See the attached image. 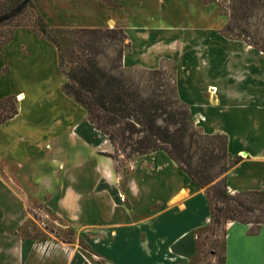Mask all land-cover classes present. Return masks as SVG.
<instances>
[{
	"label": "crops",
	"instance_id": "obj_1",
	"mask_svg": "<svg viewBox=\"0 0 264 264\" xmlns=\"http://www.w3.org/2000/svg\"><path fill=\"white\" fill-rule=\"evenodd\" d=\"M108 23L112 25L114 21L111 19ZM164 29L167 28H158L160 34L155 36L140 32V41L135 48H132L129 31L125 29L131 49L124 53L123 66L162 67L163 54L152 52L154 49H163L175 61L180 59L181 62L187 41L199 42L191 36ZM27 36L35 40V48L27 44ZM159 41L164 43L153 45ZM237 44L242 53H246L243 58L231 61L224 74L206 73L204 80L192 87L198 96L190 104L198 106L195 113L205 124L208 119L203 108L224 98L230 105L253 103L264 108V70L253 74L250 68L255 56L264 58V52L255 47L250 49V44L243 41ZM191 49L197 55L201 53L197 48ZM135 50L141 55L139 60H133ZM41 53L53 55L54 74L56 76L58 70L64 79L57 66L56 48L31 29H19L0 49V80H3L0 81V101L15 97L17 103V113L0 123V264H25L20 227L26 221L31 205L52 210L77 231L75 234L86 246L81 256L88 264L197 262L193 254L175 253L171 246L186 233L212 222L205 189L197 186L162 150L130 158L128 174L121 184L115 161L101 153L112 152L111 145L103 142L93 146L76 133V126L87 114L83 107L57 89V76L54 97L61 98L64 106L76 110L73 115L69 111L74 118L66 133L58 131L62 110L53 109L52 99L46 101L40 98V91L29 92L24 88L22 76L34 67L30 61ZM14 70L18 73L9 77ZM213 85L218 88L217 100L210 103L204 90ZM178 92L180 94L179 88ZM203 115L205 120H202ZM221 133L227 137L226 133ZM66 137L68 141H65ZM255 142L238 151L244 159H251L258 165L251 166L255 169L239 167L227 172L229 190L254 186L264 190V143L257 139ZM105 144L109 150L100 149ZM101 181L115 190L119 201H115L107 188L97 189ZM249 228V224L238 221L226 224L224 264H264V227L253 234L249 233ZM71 261L68 258L65 264Z\"/></svg>",
	"mask_w": 264,
	"mask_h": 264
},
{
	"label": "trees",
	"instance_id": "obj_2",
	"mask_svg": "<svg viewBox=\"0 0 264 264\" xmlns=\"http://www.w3.org/2000/svg\"><path fill=\"white\" fill-rule=\"evenodd\" d=\"M225 9L229 20L224 35L242 38L264 52V21H259L264 17V0H229ZM27 15H32L28 21ZM253 17L258 21L251 22ZM5 24L13 28L0 41V49L20 28L31 29L54 45L58 69L65 76L61 90L87 114L75 128L86 142L93 146L108 142L112 152L101 153L113 158L166 152L197 186L205 189L213 225L222 227L223 243L228 221L249 224L250 234L264 225V190H228L226 173L239 160L228 151L226 135L204 133L193 127L188 108L178 98L175 85L164 80L160 68L147 69L152 76L143 87L123 72V56L130 47L124 28L50 27L36 11L33 0H0V25ZM252 24L256 25L253 30ZM9 102L0 123L17 113L12 97L1 100L0 107L5 108ZM102 188L119 201L115 190L104 181L97 185V189ZM258 205L263 209H256ZM256 210L261 213L254 215ZM21 236L24 259L27 244L32 241ZM196 244L195 233L190 231L171 248L191 256ZM224 259L222 253L218 264H224ZM70 264L88 263L76 253Z\"/></svg>",
	"mask_w": 264,
	"mask_h": 264
},
{
	"label": "rangeland",
	"instance_id": "obj_3",
	"mask_svg": "<svg viewBox=\"0 0 264 264\" xmlns=\"http://www.w3.org/2000/svg\"><path fill=\"white\" fill-rule=\"evenodd\" d=\"M228 1L97 0L92 2L91 0H33V3L36 11L50 27L70 28L75 27L72 25H76L78 27L104 28L120 26L124 30L128 29L132 48L138 46L140 32L155 36L160 34L158 28L161 27L167 28L168 30H164L168 32L191 36L195 40H199V42L187 41L183 55L180 53L181 62L180 59L179 62L175 61L163 49L151 51H160L163 54L164 60L160 69L163 71L164 80H168L175 85L178 98L188 108L189 119L192 121L193 127L204 133L224 132L227 134L228 150L232 156L237 157L239 160L234 167L230 168L228 171L230 172L236 171L239 167L255 169L251 166L258 165L256 162L250 161L251 159H244L239 154L238 149H245L243 146L252 145L256 139L260 140V143H264V108L253 103L230 105L225 98L216 102L217 94L215 93L218 88L215 85L212 87L207 86L204 90V94L209 99L208 101H211L210 103L216 102L203 108L208 119L206 124L201 122L198 119L199 115L195 113L198 106L190 104L198 96L192 90V87L200 80H204L206 73L209 75L224 74L228 70L227 67L231 61L243 58L246 55L245 52L242 53L240 46L237 44L243 41L242 38L224 35V28L229 20L228 14L224 12ZM30 16L32 15H27L25 20L28 21ZM111 19L114 24L109 25L108 21ZM250 21L255 22L258 20L253 17ZM259 21L262 23L264 17ZM255 27L256 25L252 24L250 29L253 30ZM12 28V24L0 25V41L8 36ZM230 40H234L235 43H233L234 41L230 42ZM26 41L30 47H36L35 40L30 36L26 37ZM156 43L164 42H155L153 45ZM249 46L250 49L254 47ZM191 48H197L201 53L197 55ZM153 55L157 57V53ZM139 57L141 55L135 50L133 60H139ZM130 59L132 60V57ZM150 59L157 60L155 57H150ZM206 60L209 64L206 63ZM53 62V55L48 53H41L39 57L31 60L30 63L34 67L28 69V71L25 70L27 75L22 76L23 86L29 92L40 91V98L43 97L46 101L51 102L52 99L53 109L59 108L62 110L61 120L57 124V127L60 128L58 131L66 133L70 120L74 118L70 116L69 111L73 115L76 110L70 108V106H64L61 98L57 100L54 97L56 76L57 89L60 90L65 78L63 79L58 70L55 76ZM12 65L14 64L12 63ZM250 68L254 71L253 74L264 70V58L256 55ZM147 69L142 66H128L126 64L123 72L129 75L132 81L143 87L152 76ZM15 72L18 73L14 70L9 77L12 78ZM4 81L9 83L7 80ZM177 86L180 89V94ZM211 88H213L214 93L211 92ZM12 99L17 105L15 97H12ZM10 105L9 102L5 105V108L0 107V119L9 110ZM202 120H205L204 115ZM65 141H68L67 137ZM100 149L109 150L110 148L108 144H105ZM83 150L85 151V149ZM112 159L116 163L115 168L120 174L121 184H123L128 174L127 161L130 158L126 159L123 155H120L117 158L112 157ZM257 189L254 186L253 188L228 190L231 193H236ZM116 194H118L117 190ZM256 209H263V207L258 205ZM27 211L28 217L20 227V234L24 235V239L32 241L26 247L25 264H65V261L68 258L72 260L76 253L85 252L83 249L86 246L79 239V235L75 234L77 231H74L64 219L52 210L43 209L39 205H31ZM259 213L261 212L256 210L254 215ZM258 225L252 224L251 227H257ZM261 227H264V225L262 224ZM194 233L197 240L196 251L193 254L197 262L194 264H218L224 247L222 227L214 226L212 220L209 226L196 229Z\"/></svg>",
	"mask_w": 264,
	"mask_h": 264
},
{
	"label": "bare ground",
	"instance_id": "obj_4",
	"mask_svg": "<svg viewBox=\"0 0 264 264\" xmlns=\"http://www.w3.org/2000/svg\"><path fill=\"white\" fill-rule=\"evenodd\" d=\"M211 87H212V86H211ZM213 88H214V87H213ZM213 88H211V92H212V93H214V90H213Z\"/></svg>",
	"mask_w": 264,
	"mask_h": 264
}]
</instances>
